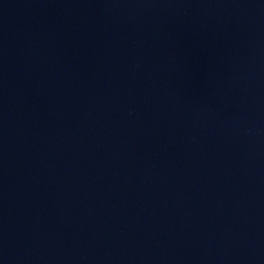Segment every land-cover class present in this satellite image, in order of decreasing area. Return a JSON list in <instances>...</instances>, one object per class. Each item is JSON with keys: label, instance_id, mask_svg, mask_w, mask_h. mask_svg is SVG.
Wrapping results in <instances>:
<instances>
[{"label": "water", "instance_id": "obj_1", "mask_svg": "<svg viewBox=\"0 0 264 264\" xmlns=\"http://www.w3.org/2000/svg\"><path fill=\"white\" fill-rule=\"evenodd\" d=\"M0 264H264V0H0Z\"/></svg>", "mask_w": 264, "mask_h": 264}]
</instances>
